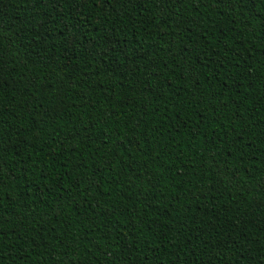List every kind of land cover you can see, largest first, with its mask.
I'll return each instance as SVG.
<instances>
[{"label":"trees","instance_id":"16d2710c","mask_svg":"<svg viewBox=\"0 0 264 264\" xmlns=\"http://www.w3.org/2000/svg\"><path fill=\"white\" fill-rule=\"evenodd\" d=\"M0 264H264V0H0Z\"/></svg>","mask_w":264,"mask_h":264}]
</instances>
